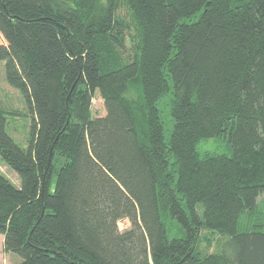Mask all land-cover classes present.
I'll list each match as a JSON object with an SVG mask.
<instances>
[{"label":"trees","instance_id":"trees-1","mask_svg":"<svg viewBox=\"0 0 264 264\" xmlns=\"http://www.w3.org/2000/svg\"><path fill=\"white\" fill-rule=\"evenodd\" d=\"M0 62L33 114L22 147L0 109L18 264H264V0H0Z\"/></svg>","mask_w":264,"mask_h":264},{"label":"rangeland","instance_id":"rangeland-1","mask_svg":"<svg viewBox=\"0 0 264 264\" xmlns=\"http://www.w3.org/2000/svg\"><path fill=\"white\" fill-rule=\"evenodd\" d=\"M121 17L128 19V13L125 6H122L119 10ZM128 49L130 48V43H128ZM0 109L6 110L8 112H14L12 117H9L8 133L10 136L22 147L28 145V140L32 134L33 126V114L24 97L15 89L10 88L5 81V63L0 62ZM160 109L162 111L163 120L166 127L170 128L172 124V119L170 116V108L168 106V99H165L160 104ZM92 112L94 117H103L106 115V109L104 102L98 92L94 95L92 101ZM198 150L210 151L214 153H222L231 155V150L225 139L221 138H211L203 141ZM0 170L8 177L17 187H20V181L17 174L9 168L0 159ZM264 200V196L261 198ZM130 222L125 219L120 221L119 228L121 231H126L130 229ZM170 235H176L175 231L170 230ZM199 241V251L200 252H212L215 249L219 237L213 234L210 230H204L201 232ZM211 243L210 249H208V243ZM20 259L15 255L9 254L4 248V236L0 235V264H18Z\"/></svg>","mask_w":264,"mask_h":264}]
</instances>
